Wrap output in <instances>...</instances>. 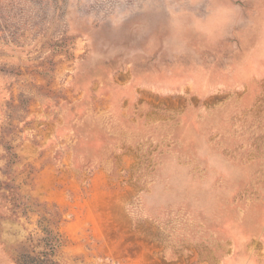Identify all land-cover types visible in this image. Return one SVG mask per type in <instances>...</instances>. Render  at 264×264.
I'll use <instances>...</instances> for the list:
<instances>
[{
	"label": "rangeland",
	"instance_id": "obj_1",
	"mask_svg": "<svg viewBox=\"0 0 264 264\" xmlns=\"http://www.w3.org/2000/svg\"><path fill=\"white\" fill-rule=\"evenodd\" d=\"M0 264H264V0H0Z\"/></svg>",
	"mask_w": 264,
	"mask_h": 264
},
{
	"label": "trees",
	"instance_id": "obj_2",
	"mask_svg": "<svg viewBox=\"0 0 264 264\" xmlns=\"http://www.w3.org/2000/svg\"><path fill=\"white\" fill-rule=\"evenodd\" d=\"M48 240H49V242L51 241L50 239H48ZM49 249H50V252L53 250V245L51 244V242H50Z\"/></svg>",
	"mask_w": 264,
	"mask_h": 264
}]
</instances>
